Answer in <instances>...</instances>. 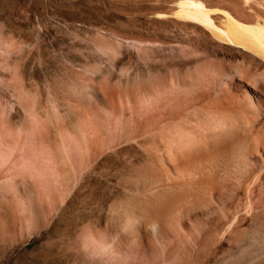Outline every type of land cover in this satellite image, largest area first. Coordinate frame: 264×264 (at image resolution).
Instances as JSON below:
<instances>
[{"label":"rangeland","instance_id":"1","mask_svg":"<svg viewBox=\"0 0 264 264\" xmlns=\"http://www.w3.org/2000/svg\"><path fill=\"white\" fill-rule=\"evenodd\" d=\"M179 1L0 0V264H143L165 242L193 264L200 208L168 203L216 168L240 216L229 232L207 219L206 264L213 245L217 264H264V171L247 215L254 173L230 158L264 167V62L175 16ZM202 1L264 19L263 0ZM212 123L233 143L211 149Z\"/></svg>","mask_w":264,"mask_h":264},{"label":"bare ground","instance_id":"2","mask_svg":"<svg viewBox=\"0 0 264 264\" xmlns=\"http://www.w3.org/2000/svg\"><path fill=\"white\" fill-rule=\"evenodd\" d=\"M178 7L179 8L173 13L175 16L182 18V19H185V20H190V21L196 22V23L204 26L206 29L210 30L212 32V34L217 39L224 41V42H227V43H230V44H233V45H236V46L243 47L245 49H248L249 51L254 53L256 56H258L264 62V19H258L256 21L254 20V22L242 21L239 18H237L236 16H234L228 10H224V9L222 10L219 8L208 7L202 0H180L178 2ZM216 12H222L223 13V15L225 17V21L223 22L224 26H220L215 22V20H214L215 18H213V14ZM218 79H220V78H218ZM218 82L220 83L221 81H218ZM212 120H215V119L211 118V122H212ZM216 124H219V123L217 122ZM212 126H213V123H212ZM212 126H210L211 127L210 130L213 129L212 134H211L213 136V142H212V148L211 149H214V148L219 149L220 146L226 142L233 143L231 132L224 130L225 129L224 127H223V129L222 128H215L214 129V126H217L215 124L213 127ZM220 127H222V126H220ZM200 145L201 144L199 143V147H194L192 149L191 158H190L191 160L199 158L201 156L202 151H201ZM207 145L208 144L206 143V148L209 147ZM203 147H205V146H203ZM206 150H209V149H206ZM241 152L242 151H240V148H238V147L236 148L234 146V148H232L230 158L232 161H234V162H232V165L234 166L233 168H236L238 170V172L248 173V174L254 173L253 174L254 179L252 178V180L248 181V183L245 184V189H242V191L244 192L243 194H244V198H245V201L243 203V211L247 215L252 216L256 213V210H254V207H253V202H255L254 196H253L254 189H250V186H251V184H254L255 182H257L258 180L261 179L263 171H264V167H263V164H261L258 161L250 162L247 160L245 163L244 162L239 163L238 162L239 160H237L238 159L237 157H239L241 155ZM192 161H194V160H192ZM187 163H189V162H187ZM216 169H215V173H214L213 178H210V179L199 178L200 180H193V181H190L187 183H183L184 188H183V191L181 192L180 196L178 195V197L172 199L168 203V212H173L174 210H177L178 207L181 208V206H184L191 199H193L194 203L196 202L197 203L196 205H198L200 208V214L198 216L199 237H198V239L196 238L197 239V241H196L197 254L195 256V263L193 262V264H206L207 263L206 261L208 258H207V254L205 253L206 252V244H205V238H204L206 236L207 231H208L207 229L210 226V225H208V228H206L207 227L206 226L207 225V219L210 218L211 221L213 220L217 226L218 225H222V226L225 225L226 226V224H227V226H226L227 228H225V230L227 232H229V229H230L232 223H234V221L236 219H238L240 216V214H238V212H233L231 209V206H230L231 198H232L231 194L234 195V192L231 193L232 191L230 192L229 189H216L218 184H221V186H222V183L221 182L219 183V180L220 181L222 180V176H221L222 173L221 172L223 170L221 168H220L221 170L220 169L216 170ZM226 170H224V173ZM224 178L225 177H223V179ZM158 185H160V183ZM163 185H164V183H163ZM240 195H242V194H240ZM208 206H209V208H208ZM210 206H211V208H210ZM251 210H253V211H251ZM161 218L162 217L159 214L158 215L155 214V215H152L150 217V219L148 220L149 223L154 228V230L160 236L162 235V231H163ZM204 234H205V236H204ZM180 242H182V241H180ZM215 242H217V241H215ZM182 243H184L183 245L186 246V248L188 247V244H187L188 242L186 241V239L183 240ZM230 243H232V241H230ZM222 244H223V242H222ZM171 245H170V243L165 242V244H163V246H162L163 253L162 254H156V253L152 254L151 253V254L147 255V257L144 259L145 261L143 260L144 261L143 264H183L184 263V256H185V252H186L185 248L183 247V249H181L178 246L173 247V244H171ZM171 247H172V249L170 250ZM259 248L260 249H258V254H259L258 256H259V258L260 257L263 258L264 249H263V247H259ZM105 249H106V246L97 245V246H93L91 248V252L95 256H104L103 253H104ZM219 251H220V249L217 245H213V247L210 249V257L211 258H209V259H212L213 263L215 262V264H217ZM224 252L226 253V251H224ZM255 255L257 256V253L254 254V256ZM180 256L182 257V260H180ZM220 256H222V255H220ZM252 256H250V257L252 258ZM254 258H252V259H254ZM186 262H187V260L185 261V264H188Z\"/></svg>","mask_w":264,"mask_h":264},{"label":"water","instance_id":"3","mask_svg":"<svg viewBox=\"0 0 264 264\" xmlns=\"http://www.w3.org/2000/svg\"><path fill=\"white\" fill-rule=\"evenodd\" d=\"M210 31V30H209ZM211 32V31H210Z\"/></svg>","mask_w":264,"mask_h":264}]
</instances>
